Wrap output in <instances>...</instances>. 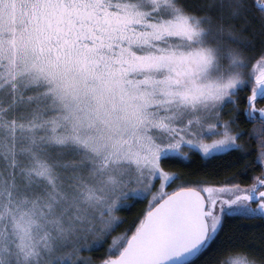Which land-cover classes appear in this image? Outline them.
Here are the masks:
<instances>
[{
    "label": "snow or ice",
    "instance_id": "obj_1",
    "mask_svg": "<svg viewBox=\"0 0 264 264\" xmlns=\"http://www.w3.org/2000/svg\"><path fill=\"white\" fill-rule=\"evenodd\" d=\"M262 100L264 0H0V264H264Z\"/></svg>",
    "mask_w": 264,
    "mask_h": 264
},
{
    "label": "trees",
    "instance_id": "obj_2",
    "mask_svg": "<svg viewBox=\"0 0 264 264\" xmlns=\"http://www.w3.org/2000/svg\"><path fill=\"white\" fill-rule=\"evenodd\" d=\"M264 106V100L258 101V107ZM245 127H251V125H244ZM227 160V158H224ZM224 161H220V163H223ZM199 160H195L193 164L190 166L191 168H197L199 165ZM235 171L234 168H229L228 172ZM256 172H259V168L256 169ZM246 182H250V180L246 179ZM144 207V204L141 203L136 206V208L133 209L131 213H129V217L131 218L134 216L140 209ZM261 224L262 222L258 220H245V219H237L235 221L230 222L226 226V232L229 234L236 232H244L247 238L252 239L253 237H256L259 235V232L261 231ZM247 230V231H245ZM103 252V249L98 250L97 252L93 253V255L99 256Z\"/></svg>",
    "mask_w": 264,
    "mask_h": 264
}]
</instances>
